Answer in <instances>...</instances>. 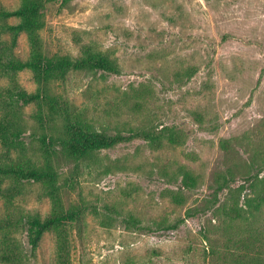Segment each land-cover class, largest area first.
Wrapping results in <instances>:
<instances>
[{
    "label": "rangeland",
    "instance_id": "1",
    "mask_svg": "<svg viewBox=\"0 0 264 264\" xmlns=\"http://www.w3.org/2000/svg\"><path fill=\"white\" fill-rule=\"evenodd\" d=\"M20 4L0 0V9ZM43 13L35 38L44 55L74 59L91 50L120 68L119 75L69 71L49 84L70 113L95 132L169 127L183 143L152 150L137 139L77 161L56 147L49 165L57 199L44 182L0 175V264H229L241 253L236 242L262 247L264 209L229 222L222 208L235 199L232 191L247 187L246 177L264 179V0H71ZM2 24L0 48L9 40ZM29 41L18 34L14 52L22 60ZM14 80L37 92L30 70ZM10 86L0 73V120H11L2 96ZM12 109L20 135L10 147L0 138V167L45 166L40 137L58 136L61 121L53 130L41 124L36 115L46 107L36 102ZM184 171L196 178L193 189L181 185ZM227 172L230 190L212 205L213 177ZM71 206L84 213L46 231L31 251L25 220ZM129 214L142 230L122 222ZM162 221L179 225L163 230Z\"/></svg>",
    "mask_w": 264,
    "mask_h": 264
},
{
    "label": "trees",
    "instance_id": "2",
    "mask_svg": "<svg viewBox=\"0 0 264 264\" xmlns=\"http://www.w3.org/2000/svg\"><path fill=\"white\" fill-rule=\"evenodd\" d=\"M70 1L21 0L20 6L16 9H0V21L3 22L2 30L9 35V40L0 48V73L8 76L11 85L2 95L7 99L6 105L10 107L11 120L6 121L4 117L0 120V138L10 147L14 145V138L20 135V126L14 120L18 114L12 109L15 103L27 105L36 102L41 104V107L45 106L46 110L39 112L36 117L41 124L51 125L52 130L55 129V122L61 121L58 136L40 137L46 161L45 166L37 168L28 162L26 166L0 167V175L12 176L22 181L44 182L48 186V195L53 199H57V188L54 186L56 173L51 169L49 162L51 157L56 154V147H59L57 150H61L67 158L77 161L96 151L109 149L120 143L137 139L144 141L152 150H158L164 146H179L183 143L182 133L169 127H163L160 130L131 129L126 136L92 131L81 114L70 113L59 97L50 93L49 84L64 80L69 71L101 72L106 75L120 74V68L116 62L100 52L84 50L81 56L74 59L68 56L47 57L44 55L41 45L35 38V33L45 25L43 10L48 4L66 5ZM10 19H18L19 22L12 25L6 24L5 22ZM21 32L28 33L30 38L29 56L24 60L20 59L14 52L17 46V36ZM24 70L32 72L33 79L38 85L37 92L27 93L17 86L14 76ZM192 74L193 71L188 74V77L190 78ZM6 114L8 115V113ZM223 143L226 144L227 142ZM232 181L231 172H227V175L219 173L214 175L212 205L216 204L217 195L220 192L230 190ZM244 183L248 184L247 187L240 186L236 191H232L235 194V199L231 205L222 208L223 214L229 222L243 219V214H241L243 212L253 214L264 209V179L258 178V175H253L246 177ZM181 185L184 189H193L197 185V180L189 171H184ZM243 190L247 194L244 195L243 202L239 206ZM208 203L210 202L206 204ZM83 213V206H71L44 219L38 216L28 217L25 220L26 237L31 251L36 250L46 231L51 228H59L65 223H75ZM186 216H193V213L188 211ZM122 222L135 227L137 230H142L140 221L133 215L125 216ZM178 225L179 222L172 225H168L164 221L157 223L158 228L163 230H174ZM236 243L241 248V253L231 254L229 264H264V245L259 248V246H255L253 241Z\"/></svg>",
    "mask_w": 264,
    "mask_h": 264
}]
</instances>
